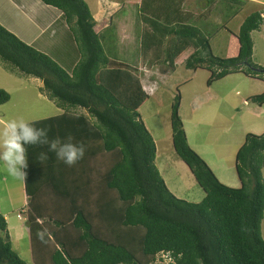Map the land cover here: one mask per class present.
Returning a JSON list of instances; mask_svg holds the SVG:
<instances>
[{
	"label": "trees",
	"instance_id": "obj_1",
	"mask_svg": "<svg viewBox=\"0 0 264 264\" xmlns=\"http://www.w3.org/2000/svg\"><path fill=\"white\" fill-rule=\"evenodd\" d=\"M40 1L62 14L70 39L48 55L0 24V61L40 80V93L62 111L31 123L46 128L49 140L72 137L85 155L67 166L47 145L27 146L24 210L32 264H264V133L246 135L235 157L241 187H227L188 144L177 95L172 145L205 194L198 203L177 198L155 165L156 144L139 114L149 95L137 70L112 57V47L110 55L105 51L110 29L102 35L84 0ZM184 1L140 2L139 17L149 24L141 33L143 64L206 68L208 86L237 73L264 80L252 58V34L260 31L264 10L241 25L237 56L219 58L189 25ZM10 99L0 90V106ZM249 100L263 106L264 93ZM0 264H27L13 250L1 212Z\"/></svg>",
	"mask_w": 264,
	"mask_h": 264
},
{
	"label": "rangeland",
	"instance_id": "obj_2",
	"mask_svg": "<svg viewBox=\"0 0 264 264\" xmlns=\"http://www.w3.org/2000/svg\"><path fill=\"white\" fill-rule=\"evenodd\" d=\"M34 1L43 5L40 0ZM249 1L251 2L240 4L233 0H216L214 5L209 6V0H199L202 12L209 9L211 11L206 13L205 19L197 22L196 26L209 39L214 56L219 58L237 56L238 44L230 34L238 35L241 25L250 14L264 10L262 5L264 0ZM193 2L194 0H191V4ZM90 3L91 14L95 19L94 2ZM201 3L204 4L203 7ZM114 7V4H110L104 8ZM23 12L26 20L19 15L10 16V11L5 8L0 10V16L7 25V30L10 31L11 28L24 38L30 39V35L37 32L31 25L37 22L38 26H45L46 22L42 23V14L29 13L27 10ZM134 15L136 16L135 10ZM102 21L105 20L98 18L96 22ZM134 31L135 36L129 35V39H125L126 37H121L123 33L120 35L118 30L114 28L108 30L111 40H106L104 47L108 55H110L108 49L112 47V57L136 68L135 70L139 68L142 73L140 75H143V85L147 84L148 80L151 81L153 89L146 86V93L150 95L139 110V114L156 144L155 165L167 188L177 198L191 203L201 202L205 196L172 145L171 109L177 95L181 97L179 116L190 147L207 163L223 185L240 188L241 183L235 170V157L247 134L259 136L264 133V105L260 106L249 100L264 93V80L237 73L208 86L211 71L206 68L188 70L183 61L176 63L175 70L163 63L154 65L153 68H150L151 65L143 68L145 64L140 50L141 27ZM108 32L106 34H109ZM46 38L47 34L41 41ZM252 38L253 62L262 67L263 71L264 24L259 32L252 34ZM41 45L42 43L38 42L34 48H40ZM242 69L247 71L248 66L244 65ZM257 70L259 69L255 71ZM256 73L262 74L264 78V73ZM41 87L40 80L25 76L18 70L7 69L0 61V90H5L11 96L8 103L0 106V130L11 119L33 122L62 113L47 96L44 97V93V95L40 93ZM81 112L84 113L83 110ZM262 173L264 179V169ZM26 201L28 199L25 195L24 182L10 177L0 165V212L7 221L8 236L13 250L24 262L32 264L26 217L22 213L27 205ZM18 214H22V219L18 218ZM262 236L264 239V220Z\"/></svg>",
	"mask_w": 264,
	"mask_h": 264
},
{
	"label": "crops",
	"instance_id": "obj_3",
	"mask_svg": "<svg viewBox=\"0 0 264 264\" xmlns=\"http://www.w3.org/2000/svg\"><path fill=\"white\" fill-rule=\"evenodd\" d=\"M87 5L89 6V9L92 12V4L90 1L94 2L95 7V23L100 24L98 27L96 25V28L101 31L102 35L108 30L114 28L115 30L119 31V34H122V38L129 39L130 36H135V31L137 28L141 27V30H145L149 24L147 22H142L141 17H139V6L140 2L142 0H84ZM105 1V4H104ZM249 1V0H247ZM149 2V1H147ZM218 2V1H217ZM251 2V1H250ZM34 4V6H33ZM42 4V3H41ZM114 4V8H104L109 5ZM199 0H194L193 4H191V0H185L183 3V6L181 7L183 12L186 14H189L190 16L187 18L188 23L190 26L198 28L196 25L197 22L200 20L205 19V14L210 12L209 10H202L199 8ZM208 4V3H207ZM202 7L204 6L203 3H201ZM211 4L209 3V6ZM214 5V3L212 4ZM262 5H264V2H262ZM40 6V7H38ZM104 6V7H103ZM2 8H5L10 11V16L12 15H19L20 17H23L25 19L24 10L29 11V13H39V15L42 14V23L46 22L45 26H38L37 22H34L31 26L35 27L37 32L35 35H30V39H26L16 30H13L10 28V32L14 33L17 37H21L20 39L23 40L28 45H31L35 47L36 43L40 42L42 43L41 47H36L39 51L43 53H47L48 55L54 54L56 51V48L65 41H68L70 39V33H69V27L66 25L65 21L62 18V14L49 6L40 5V3L35 2L34 0H0V10ZM264 8V6H263ZM134 10L135 14L134 15ZM35 13V14H36ZM123 13H125L123 15ZM45 16V17H44ZM138 17V19H137ZM45 18V19H44ZM99 19H103L105 21H102L101 23L96 22ZM105 18V19H104ZM26 20V19H25ZM106 22V23H105ZM139 22L141 26L139 27ZM142 22V23H141ZM0 24L7 28V25L3 22V18L0 16ZM31 24V23H30ZM102 24V25H101ZM264 24V23H263ZM44 25V24H43ZM58 25V26H57ZM110 25V26H109ZM109 26V27H108ZM263 26V25H262ZM199 29V28H198ZM200 30V29H199ZM51 31V32H50ZM125 31H127L125 33ZM201 31V30H200ZM50 32V33H49ZM259 32V31H257ZM49 33V34H48ZM230 33V32H229ZM48 35V38L41 41V38H44L45 35ZM128 34V36H126ZM19 35V36H18ZM232 38L237 42L238 40L236 38V35L230 34ZM141 40V38H140ZM130 44V42H129ZM239 50V44L237 47V52ZM64 55V53H63ZM65 56V55H64ZM131 67V66H130ZM150 66L143 65V68H147ZM133 69H136L132 67ZM153 68V67H150ZM138 76L141 80L142 86L145 90L146 86L148 88L153 89V86L151 84V81L148 80L147 84L143 85V75L141 73V70L137 68ZM146 91V90H145ZM147 92V91H146ZM150 95V93H148ZM27 198V197H26ZM28 201H26V204Z\"/></svg>",
	"mask_w": 264,
	"mask_h": 264
},
{
	"label": "clouds",
	"instance_id": "obj_4",
	"mask_svg": "<svg viewBox=\"0 0 264 264\" xmlns=\"http://www.w3.org/2000/svg\"><path fill=\"white\" fill-rule=\"evenodd\" d=\"M38 144L47 145L49 151L54 152L57 159L67 166L75 165L85 155V147L73 143L72 137L66 140H49L46 128H37L23 119H11L0 130V165L10 177L25 182L28 168L27 146ZM46 158V154L41 155V161ZM24 209L22 213L25 215Z\"/></svg>",
	"mask_w": 264,
	"mask_h": 264
},
{
	"label": "built area",
	"instance_id": "obj_5",
	"mask_svg": "<svg viewBox=\"0 0 264 264\" xmlns=\"http://www.w3.org/2000/svg\"><path fill=\"white\" fill-rule=\"evenodd\" d=\"M18 218L22 219V216L20 214H18ZM161 259H163L164 262H167V261L169 262L170 261V258L167 255H163Z\"/></svg>",
	"mask_w": 264,
	"mask_h": 264
},
{
	"label": "water",
	"instance_id": "obj_6",
	"mask_svg": "<svg viewBox=\"0 0 264 264\" xmlns=\"http://www.w3.org/2000/svg\"><path fill=\"white\" fill-rule=\"evenodd\" d=\"M256 72H259V73H264V70H257Z\"/></svg>",
	"mask_w": 264,
	"mask_h": 264
}]
</instances>
